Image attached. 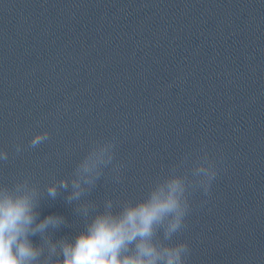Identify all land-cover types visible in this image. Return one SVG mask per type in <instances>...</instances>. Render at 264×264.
Instances as JSON below:
<instances>
[{"label": "water", "instance_id": "95a60500", "mask_svg": "<svg viewBox=\"0 0 264 264\" xmlns=\"http://www.w3.org/2000/svg\"><path fill=\"white\" fill-rule=\"evenodd\" d=\"M104 143L89 218L203 166L217 175L165 243H187L184 264H264V0H0V185L36 184L40 219L65 218L49 233L72 239L71 185L46 188Z\"/></svg>", "mask_w": 264, "mask_h": 264}, {"label": "clouds", "instance_id": "9594fccd", "mask_svg": "<svg viewBox=\"0 0 264 264\" xmlns=\"http://www.w3.org/2000/svg\"><path fill=\"white\" fill-rule=\"evenodd\" d=\"M48 139V133L36 134L31 140L35 147ZM112 143L94 145L76 167L72 178L49 184L46 192L55 198L59 189H68L67 201L79 202L76 211L87 220L84 230L72 239H53L49 229L65 223L59 215L40 219V190L29 179L11 187L0 185V264H184L187 243H165L181 230L190 209L188 191L202 187L208 193L215 170L196 166L191 176L178 174L173 168L151 186L147 197L136 202L124 201L114 211L108 200L102 212L89 218L91 202H81L102 175L103 168L114 158ZM19 151V146L17 147ZM7 160L8 153L0 152ZM116 165L115 172H119ZM163 232V239L159 233ZM39 235L40 243L31 239Z\"/></svg>", "mask_w": 264, "mask_h": 264}]
</instances>
